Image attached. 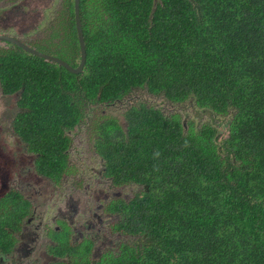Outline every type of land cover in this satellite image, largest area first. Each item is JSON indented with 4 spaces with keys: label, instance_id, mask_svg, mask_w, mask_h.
Here are the masks:
<instances>
[{
    "label": "trees",
    "instance_id": "obj_1",
    "mask_svg": "<svg viewBox=\"0 0 264 264\" xmlns=\"http://www.w3.org/2000/svg\"><path fill=\"white\" fill-rule=\"evenodd\" d=\"M73 2L42 41L25 43L76 66ZM80 20V72L0 47L1 91L19 95L13 133L36 172L58 183L68 132L89 121L103 175L139 189L105 206L121 235L113 250L94 259L90 240L72 243L61 227L49 232L57 259L47 264H264V0H80ZM135 91L229 115L226 135ZM123 100L124 125L86 118L90 105ZM31 209L15 188L0 193V260Z\"/></svg>",
    "mask_w": 264,
    "mask_h": 264
},
{
    "label": "rangeland",
    "instance_id": "obj_2",
    "mask_svg": "<svg viewBox=\"0 0 264 264\" xmlns=\"http://www.w3.org/2000/svg\"><path fill=\"white\" fill-rule=\"evenodd\" d=\"M18 1L14 8L7 0H0V18L6 16L5 20H0V32L11 33L23 41H42L49 26L57 24L62 15L65 18V0ZM7 46L8 43L0 42V47ZM15 96H2L0 91V162L4 168L0 172V193L18 188L30 200L34 211L21 232L14 233L16 243L9 254L1 256L0 264H47L56 260L46 251L52 243L47 231L56 227L65 228L72 243L90 240L91 257L97 259L117 246L121 236L111 229L117 216L107 212L105 206L115 199H129L139 187L135 184L114 185L110 178L103 175L104 163L93 151L89 121L68 132L71 138L69 166L58 185L36 174L33 158L21 153L22 145L11 136L12 127L5 126L1 120L13 115ZM132 96L145 100L165 113L179 111L183 121L192 119L195 123H211L218 130V141L226 135L229 115H216L196 108L190 102L171 103L144 92L135 91ZM125 101L107 106L90 105L86 118L110 114L117 116L124 125L121 111L127 103Z\"/></svg>",
    "mask_w": 264,
    "mask_h": 264
},
{
    "label": "water",
    "instance_id": "obj_3",
    "mask_svg": "<svg viewBox=\"0 0 264 264\" xmlns=\"http://www.w3.org/2000/svg\"><path fill=\"white\" fill-rule=\"evenodd\" d=\"M73 12H74V19H75V26H76V33L77 38L79 42V48H80V60L76 66L70 65L65 60L61 59L60 57H57L55 55H51L42 51H39L28 44L24 43L23 41L19 40L18 38L0 34V41H9L11 43L16 44L17 46L21 47L22 49L36 55L39 57H42L46 60L54 61L62 66H64L66 69H68L71 72L77 73L82 71L85 60H86V50H85V41L83 36V31L81 27V20H80V0H74L73 2Z\"/></svg>",
    "mask_w": 264,
    "mask_h": 264
},
{
    "label": "flooded vegetation",
    "instance_id": "obj_4",
    "mask_svg": "<svg viewBox=\"0 0 264 264\" xmlns=\"http://www.w3.org/2000/svg\"><path fill=\"white\" fill-rule=\"evenodd\" d=\"M7 2L9 3V5H13V7L15 8L16 6L14 5V4H16L17 2L19 3V1L18 0H7ZM12 7V8H13ZM11 8V7H10ZM6 19V16H4V18L2 19V18H0V20H5ZM0 34H4V35H9V36H12V37H15V36H13V35H11V33H7V32H5V31H3V32H0ZM15 38H17V37H15ZM19 39V38H18ZM19 40H21V39H19ZM21 41H23V40H21ZM0 42H4V43H8V45H10L11 44V42H9V41H0ZM24 43H25V41H23ZM12 44H14V43H12ZM30 46V45H29ZM0 91H1V88H0ZM1 95L2 96H11V95H13V96H15V101H14V106H15V111H14V113H13V115L10 117V118H8V119H5V118H3V119H1L2 121H3V123H4V125L5 126H8V127H12V121H13V119L15 118V114L18 112V111H20V107L18 106V93H4V92H2L1 91ZM12 131H13V129H12ZM15 140H17V142L18 143H20L21 145H22V154H27V155H29V156H31L32 158H33V167H34V158H35V154H33V153H31V152H29L27 149H26V146H25V144L22 142V140L20 139V137L19 136H17L15 133H12V135H11ZM9 138V137H8ZM21 155V154H20ZM2 156H3V154H2ZM3 160V159H2ZM5 162H6V160H4ZM2 168H3V163L2 162H0V172L2 173ZM4 169V168H3ZM34 170H35V168H34ZM35 172H36V170H35ZM36 174H38L37 172H36ZM39 175V174H38ZM39 176H41V175H39ZM65 176V174H63V176H62V178ZM41 177H44V178H46V179H48V180H50V182L53 184V185H55V186H57L58 185V183L57 182H54L53 180H51V179H49L48 177H45V176H41ZM61 178V179H62ZM60 182V181H59ZM17 190L21 193V191L17 188ZM23 195V194H22ZM30 201V200H29ZM31 203V202H30ZM32 204V203H31ZM33 206H32V209H31V212H30V214L29 215H27L24 219H23V221H22V223H21V229H22V227H23V225L25 224V222H27V220L32 216V214H33ZM53 230H59L58 229V227H56V229H52V230H48L47 231V236L50 238V236H49V232H52ZM21 232V231H20ZM51 239V238H50ZM52 241V240H51Z\"/></svg>",
    "mask_w": 264,
    "mask_h": 264
}]
</instances>
